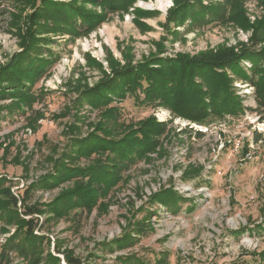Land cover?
Returning a JSON list of instances; mask_svg holds the SVG:
<instances>
[{
  "label": "rangeland",
  "instance_id": "374dc122",
  "mask_svg": "<svg viewBox=\"0 0 264 264\" xmlns=\"http://www.w3.org/2000/svg\"><path fill=\"white\" fill-rule=\"evenodd\" d=\"M23 1L0 0V252L21 225L22 210L32 206L39 216L34 233L48 241L42 253L63 264L64 253L78 264L155 263L163 251L164 264H264V122L254 110V88L220 68L245 112H207L196 120L169 103L146 102L140 89L136 99V89H126L119 114L104 118L78 93L110 73L112 59L130 67L152 59L153 69L160 68L156 59L180 55L222 61L250 44L264 0H229L225 22L190 31L167 20L177 0H134L114 12L106 0H53L75 4L78 30L40 12L28 19L33 8ZM27 56L40 66L36 76L30 61L22 64ZM250 65L240 66L249 72ZM101 120L110 132L97 131L102 139L129 144L141 135L152 146L119 180H91L82 191L77 187L89 183L83 169L103 152L86 156L73 139L94 133ZM152 121L161 123L158 134ZM76 188L80 193L64 197ZM4 189L16 196L30 191L13 206ZM6 253L9 264L22 262Z\"/></svg>",
  "mask_w": 264,
  "mask_h": 264
},
{
  "label": "trees",
  "instance_id": "16d2710c",
  "mask_svg": "<svg viewBox=\"0 0 264 264\" xmlns=\"http://www.w3.org/2000/svg\"><path fill=\"white\" fill-rule=\"evenodd\" d=\"M133 1L106 0L105 6L109 12H114L126 8ZM23 2L33 8L28 19L33 18L34 20L37 12H40L54 19V22L63 21L76 27V30L79 28L77 26V23H80L77 20L79 15L76 12L78 9L72 2L61 4L53 0H24ZM228 3L229 0H177L173 8L168 11L167 20H179L186 26V31L211 22L222 23L228 18ZM57 4L61 6H57ZM60 13L63 15H60ZM84 14L85 11H82L81 15L83 16ZM82 19L84 20V17ZM262 43H264V17L253 26L250 44L242 46L239 52L232 53L222 61L207 59L205 54L193 58L180 55L175 58L156 59L159 61L160 68L153 69L152 59L139 62V65L134 67L124 66L125 64L118 59H112L109 63L110 73H106L103 79L98 80L96 83L78 90L79 102L86 101L93 107L102 109L101 117H114L119 114L118 102L122 100L125 90L131 89L134 92L136 89V97H134L136 99L138 96L137 89H140L145 93L146 102H148V98H152L157 99V102L169 103L181 115L192 117L195 120L207 112H217L219 114L230 112L236 115L245 112V109H243L241 98L232 91L229 85L231 79L220 69L229 67L250 87L254 88L252 94L256 103L254 110L257 112L261 122H264V49H257L256 47ZM22 48L24 49L22 52H27L30 48V40L23 41ZM242 60L251 62L249 72H245L240 66ZM26 61L31 62V65H33L32 74L36 76L40 66L36 65L37 62L33 57L28 59L27 56L22 61V64L24 65ZM8 64L11 66L12 61ZM0 75L2 76V73ZM15 80L17 79H12V81ZM149 118L152 117L141 120L148 123L151 121H148ZM103 122V120L99 121L95 125L94 133L89 136L73 139L75 144H81L82 146L78 149V152L86 156L96 150L103 152V156L99 158L97 164L83 169L85 170L84 175L89 178V183H83L77 187L81 186L80 189L82 191L90 185L91 180L94 183L95 181H100L99 185L111 184V182L119 180L136 163V159L144 151V148L149 149L152 146L141 135H138L135 142L129 144L120 139L106 141L102 139L104 137L98 136L97 133V131L103 132ZM152 123L154 130L158 134L161 123L159 122L160 124H158V122L153 121ZM103 133L104 136L105 133L110 134L106 129ZM253 137L255 141H258L261 139V134L256 131ZM150 138H152V141H156V137ZM94 141L105 145H99L98 147V145L94 144L90 147V144ZM133 149L135 150L133 151ZM136 150H140V152L134 153ZM79 171H82V169ZM68 172L70 177L75 175L73 168L69 169ZM77 188L72 189V192L64 197L80 193ZM26 191L28 192L30 189L25 190L22 195L17 194V196L10 189H4L3 193L9 203L16 206L17 197L23 200L27 194ZM75 197H78V195H75ZM37 212L38 210L32 206L25 207L22 210V223L18 230L3 241V248L0 252L1 263L9 264L10 260L6 251H13L22 260L19 264H63L58 255L50 252H46L45 255L42 253L41 245L44 240H46V243L48 241L44 235L38 236L34 233L39 225ZM137 229L138 232L143 233L142 227L138 226ZM56 250H58V247ZM159 254V256L155 257V263L139 259L138 263L135 264H164L167 262L168 253L163 251ZM262 254V257H264V252ZM64 261L66 264H78L80 262L79 259L67 253H64Z\"/></svg>",
  "mask_w": 264,
  "mask_h": 264
},
{
  "label": "built area",
  "instance_id": "2783aa9c",
  "mask_svg": "<svg viewBox=\"0 0 264 264\" xmlns=\"http://www.w3.org/2000/svg\"><path fill=\"white\" fill-rule=\"evenodd\" d=\"M251 88V87H250Z\"/></svg>",
  "mask_w": 264,
  "mask_h": 264
}]
</instances>
